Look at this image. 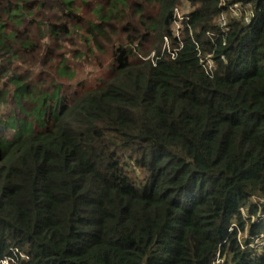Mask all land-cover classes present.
<instances>
[{
	"label": "trees",
	"instance_id": "16d2710c",
	"mask_svg": "<svg viewBox=\"0 0 264 264\" xmlns=\"http://www.w3.org/2000/svg\"><path fill=\"white\" fill-rule=\"evenodd\" d=\"M3 78L0 260L264 264V0H0Z\"/></svg>",
	"mask_w": 264,
	"mask_h": 264
},
{
	"label": "rangeland",
	"instance_id": "374dc122",
	"mask_svg": "<svg viewBox=\"0 0 264 264\" xmlns=\"http://www.w3.org/2000/svg\"><path fill=\"white\" fill-rule=\"evenodd\" d=\"M181 9L182 11H180L179 17H182V14L189 10V4L185 2L184 7ZM28 21L29 20L26 21V24ZM179 25L180 24L178 22L174 25L175 32H180V30L178 29ZM34 26L37 27V29H45L43 26H40L39 23L34 24ZM69 39L71 40V42ZM69 39V41L64 45V49H66L67 52L70 51V53H68L64 59V61L68 64L69 70L66 75H57L56 79L62 82L65 90L71 91L72 87L76 86L79 82L86 81L87 83H93L98 76L106 74V69L110 65V59H108V54L106 55L102 53H96L94 55H90L88 51L84 47H82V44L80 43L81 37L80 34L78 35V33H73L69 37ZM24 68L26 67L23 66V69ZM51 74L52 73L50 72L49 76ZM4 82H6V79H1L0 85L3 87L0 90L6 88L4 86ZM48 82H50L48 78L44 79L45 85L50 84ZM1 102L0 124L1 122H4L5 118L8 117V115H10L12 110L14 109V102L12 98H4ZM28 105L31 106V103H29ZM1 128L4 127L0 126V129ZM8 128L10 129L6 130L5 132L3 130H0V134H2L4 137L10 138L13 135L14 131L13 129H11V126Z\"/></svg>",
	"mask_w": 264,
	"mask_h": 264
},
{
	"label": "built area",
	"instance_id": "2783aa9c",
	"mask_svg": "<svg viewBox=\"0 0 264 264\" xmlns=\"http://www.w3.org/2000/svg\"><path fill=\"white\" fill-rule=\"evenodd\" d=\"M154 52H152L151 54L147 55V56H143L144 59H147V58H151L153 59L154 57ZM203 62V65H204V68L207 72H210L212 67H213V63H212V60L210 58H206L205 60H202ZM262 239L261 238H257L256 239V242H259L260 244H264V237H263V240L261 241ZM9 260L8 259H4V260H0V264H5L7 263L8 264ZM214 264H226L225 263V260L224 258H222L220 256V254L217 255V258H216V261L214 262Z\"/></svg>",
	"mask_w": 264,
	"mask_h": 264
}]
</instances>
